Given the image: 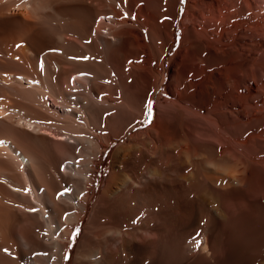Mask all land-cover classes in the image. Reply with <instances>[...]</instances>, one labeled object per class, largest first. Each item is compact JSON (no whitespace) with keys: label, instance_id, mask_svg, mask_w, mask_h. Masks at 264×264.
<instances>
[{"label":"bare ground","instance_id":"bare-ground-1","mask_svg":"<svg viewBox=\"0 0 264 264\" xmlns=\"http://www.w3.org/2000/svg\"><path fill=\"white\" fill-rule=\"evenodd\" d=\"M0 264H264V0H0Z\"/></svg>","mask_w":264,"mask_h":264},{"label":"snow or ice","instance_id":"snow-or-ice-1","mask_svg":"<svg viewBox=\"0 0 264 264\" xmlns=\"http://www.w3.org/2000/svg\"><path fill=\"white\" fill-rule=\"evenodd\" d=\"M148 108H149V111H150V110H151V105H150V104L148 105ZM62 194H63V193H59V194H58V198H59V195H62Z\"/></svg>","mask_w":264,"mask_h":264}]
</instances>
